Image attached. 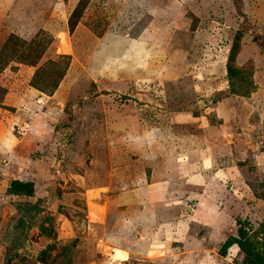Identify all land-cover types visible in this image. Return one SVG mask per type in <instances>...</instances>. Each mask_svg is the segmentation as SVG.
I'll list each match as a JSON object with an SVG mask.
<instances>
[{
	"label": "rangeland",
	"instance_id": "obj_1",
	"mask_svg": "<svg viewBox=\"0 0 264 264\" xmlns=\"http://www.w3.org/2000/svg\"><path fill=\"white\" fill-rule=\"evenodd\" d=\"M11 11L31 30L0 33V264H243L218 248L264 220V0H0ZM10 62L36 66L21 83ZM30 84L55 100L14 97Z\"/></svg>",
	"mask_w": 264,
	"mask_h": 264
},
{
	"label": "trees",
	"instance_id": "obj_2",
	"mask_svg": "<svg viewBox=\"0 0 264 264\" xmlns=\"http://www.w3.org/2000/svg\"><path fill=\"white\" fill-rule=\"evenodd\" d=\"M237 47L238 43L233 42L231 48L229 49L225 63L226 75L230 80L229 85L233 84L232 78L237 72L240 71L231 64L233 63L232 61L234 59ZM244 80V82L249 85V88H247V90L242 94H246L248 91H250L252 86L251 81H248L247 79ZM30 85L34 88L36 87L33 84ZM0 90L2 92L4 91L2 87ZM6 192L7 194L16 196L30 197L33 195V184L28 180L11 179L6 187ZM38 201L39 200L37 199L33 203L26 204L25 214H30L31 220L41 211ZM232 244H235L239 251L243 254V264H264V220L257 227L252 228L251 230H248L247 227H243L239 224V226L236 228V235H228L219 246L218 253L220 255H224L226 249Z\"/></svg>",
	"mask_w": 264,
	"mask_h": 264
},
{
	"label": "crops",
	"instance_id": "obj_3",
	"mask_svg": "<svg viewBox=\"0 0 264 264\" xmlns=\"http://www.w3.org/2000/svg\"><path fill=\"white\" fill-rule=\"evenodd\" d=\"M11 12L12 13H10V15L3 13L2 17H0L3 21V25L5 26V28H2V30H0L1 39L3 38L5 34H13L19 37L22 34H25L27 31L30 32L29 30H31L30 26H27L28 23L26 22V19L23 18L20 13H17V16L15 17V15L14 16L12 15L15 12L14 11H11ZM5 30L7 31L4 32ZM10 63H13L14 65L13 71H15L16 74L20 76V79L18 80L21 81V83L22 81L24 82L25 80H27L32 75L34 67L36 66V65H27V64L20 63V62H10ZM7 66H5V68H3L1 71L5 70ZM18 80L16 82H18ZM0 86H2V88L4 89L6 88L5 95H8L9 90L5 82L3 83L0 81ZM54 93H55V96L58 95L56 91H54ZM14 97L16 99L28 100V102L33 103V105L37 107L41 106L39 105V103H37L39 100L41 101L43 100V102L55 100L53 96H48V95L46 96L31 85H26V86L22 85V90L14 92ZM4 101H5V98H3L0 104L5 105Z\"/></svg>",
	"mask_w": 264,
	"mask_h": 264
}]
</instances>
